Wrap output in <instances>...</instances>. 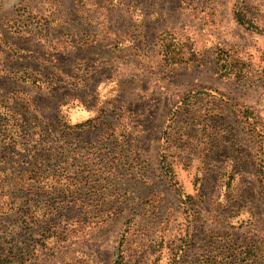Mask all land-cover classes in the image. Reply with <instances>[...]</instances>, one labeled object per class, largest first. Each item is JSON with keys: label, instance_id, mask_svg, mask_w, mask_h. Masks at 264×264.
Listing matches in <instances>:
<instances>
[{"label": "rangeland", "instance_id": "374dc122", "mask_svg": "<svg viewBox=\"0 0 264 264\" xmlns=\"http://www.w3.org/2000/svg\"><path fill=\"white\" fill-rule=\"evenodd\" d=\"M122 256L264 264V0H0V264Z\"/></svg>", "mask_w": 264, "mask_h": 264}, {"label": "trees", "instance_id": "16d2710c", "mask_svg": "<svg viewBox=\"0 0 264 264\" xmlns=\"http://www.w3.org/2000/svg\"><path fill=\"white\" fill-rule=\"evenodd\" d=\"M80 2V1H79ZM23 13L25 11H22ZM21 14V13H20ZM235 18L236 20L239 22V24L243 25V26H247L249 27V29H254L255 27L253 26V23L251 22V20H248L247 18H245V16H243L242 14L240 13H237L235 15ZM22 21H23V17L19 16V19L17 20V25H18V28H16V33H23L24 31H26L28 28L32 27L30 26L29 24H22ZM257 29V28H255ZM174 46V44H171V45H166L164 47V61L167 63V64H174V59H177V56L174 54V52L172 51V47ZM221 52V51H219ZM217 59V63L220 62V58H218V55L216 57ZM226 68V66L224 67ZM35 72L33 71H29V72H25L23 74H20L19 75V80L20 81H23L25 83H29V81L34 78V81L32 83H37L39 85L41 79H40V76L38 75ZM201 91H205V89L203 88H200ZM188 96V95H187ZM81 112H85V116H83L82 118L80 119H76V124L74 126H67V127H64V130L65 131H73L75 130V127L76 129H81V130H85V129H88L86 128L90 123H91V119H89V113L87 111H76L74 114H73V117L75 119V117L77 118V115H79V113ZM83 114V113H81ZM89 119V120H88ZM161 163L165 166H168L169 163L167 161V158L166 156L163 157V160H161ZM168 163V164H167ZM54 199V198H53ZM71 202V203H74V201H78V199H73L71 198L70 196H59L57 197V199H54V202L53 204H56L58 205V207H61L62 205L68 203V202ZM50 203V204H49ZM38 205H51V202L50 200L48 201L46 198H43L41 200V202H38ZM61 205V206H60ZM124 238V236L121 237V239ZM123 243V241H121ZM121 242L119 243V246H118V249H119V253L122 251V245ZM163 247L162 246V243H157L156 246H155V250H156V254L158 253V256L160 255V248ZM124 257L122 256L121 258L117 259L116 260V264H123L124 263Z\"/></svg>", "mask_w": 264, "mask_h": 264}, {"label": "crops", "instance_id": "0c3cea01", "mask_svg": "<svg viewBox=\"0 0 264 264\" xmlns=\"http://www.w3.org/2000/svg\"><path fill=\"white\" fill-rule=\"evenodd\" d=\"M13 18L9 19V23L13 20ZM9 30H10V33H12L11 35L18 36L21 39H26V38H29V36H30L29 34H27L28 33L27 31H24L23 33L15 34V32H13L12 29H9ZM125 45H127V44H123V45H120V46H123V48H125ZM14 49H15V51H14L15 53L13 52L15 54L14 57L17 58V59L24 60L25 57H31V54L33 53V51L31 52L30 50H28L26 48H23V47H21V48L14 47ZM120 49H122V47H120ZM46 50L49 51L50 49H48L46 47ZM29 71H34V70L33 69H30V68H22V69L9 70V77L12 78L13 80H16L17 82H20L21 84H23V81H20L19 80V75L20 74H23L25 72H29ZM39 73L40 72H37V74L40 76ZM108 82H109V80L107 78L105 81H101L99 83H101V84L104 83L103 85L106 86ZM99 94L100 95H98V96H105V94L102 91L99 92ZM9 96H28V94H26V95H24V94L19 95V94L15 93V92H12L11 94H9ZM128 230H129V228L126 227V226H124V230L122 232V236H127L128 237ZM186 240H188V238H186ZM121 241H123V243L121 242V244H123L122 247L124 246V248H125V244H127V238H123V240H121Z\"/></svg>", "mask_w": 264, "mask_h": 264}]
</instances>
